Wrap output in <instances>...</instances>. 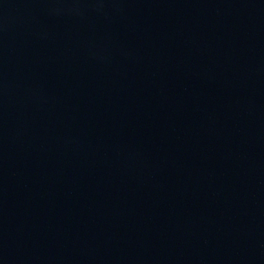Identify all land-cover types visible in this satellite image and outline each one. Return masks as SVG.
Masks as SVG:
<instances>
[{"label": "water", "instance_id": "obj_1", "mask_svg": "<svg viewBox=\"0 0 264 264\" xmlns=\"http://www.w3.org/2000/svg\"><path fill=\"white\" fill-rule=\"evenodd\" d=\"M0 264H264V0H0Z\"/></svg>", "mask_w": 264, "mask_h": 264}]
</instances>
